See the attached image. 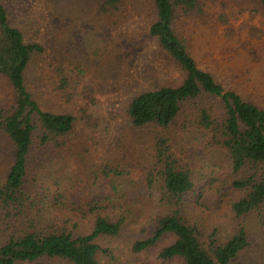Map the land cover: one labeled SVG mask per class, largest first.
<instances>
[{
    "label": "trees",
    "instance_id": "16d2710c",
    "mask_svg": "<svg viewBox=\"0 0 264 264\" xmlns=\"http://www.w3.org/2000/svg\"><path fill=\"white\" fill-rule=\"evenodd\" d=\"M116 1L102 2L101 8ZM259 1L264 7V0ZM15 3L0 0V82L11 89V96L0 103V134L11 145V165L0 178V227L9 233L0 244V264L136 263L166 235L173 241L158 253L163 262L231 264L248 245L244 228L239 227L227 239L218 238L215 231L204 238L202 227L186 215V204L192 195L200 204L210 191L209 184L220 179L223 189L230 186L236 194L229 205L234 217H244L264 205V108L226 88L213 73L201 68L185 39L177 34L178 16L202 14L203 1L153 0L157 19L149 34L169 57L173 70L164 85L133 97L127 115L133 126L156 133L154 155L141 187L156 190L167 212L156 218L147 238L126 248L129 259L125 260L104 246L102 239L121 235L128 219L139 216L142 209L135 197L123 198V186L115 182L128 172L120 166H104L100 180L107 179L100 191L103 198L69 206L67 178H50L45 174L50 170L46 157L41 166L35 159L36 151L48 155L50 146H65L77 117L45 108L28 86L29 66L45 53V47L33 39V27L23 30L13 23ZM54 73L55 90L67 102L74 81L63 65ZM177 118L181 131L197 132L208 147L221 152L224 177L205 183L206 175L199 174L186 158L178 157L167 135ZM120 197L121 202H115Z\"/></svg>",
    "mask_w": 264,
    "mask_h": 264
},
{
    "label": "rangeland",
    "instance_id": "374dc122",
    "mask_svg": "<svg viewBox=\"0 0 264 264\" xmlns=\"http://www.w3.org/2000/svg\"><path fill=\"white\" fill-rule=\"evenodd\" d=\"M14 1L13 23L23 30L33 27V39L45 47V53L29 66L28 86L45 108L77 117L65 146H50L48 155L36 151L35 159L41 166L46 157L50 170L45 174L50 178H67L69 206L103 198L100 191L107 179L100 180L104 166H120L128 172L115 182L123 186L122 197H135L142 209L139 216L128 219L121 235L102 239L104 246L125 260L126 248L137 239L147 238L156 218L167 212L156 190L141 187L154 155L156 133L133 126L127 115L133 97L164 85L173 70L171 60L149 34L157 19L153 0H117L107 9L101 8L107 0ZM202 1V14L178 16L177 34L185 39L201 68L213 73L226 88L264 108V7L259 0ZM62 65L74 81L67 102L53 82L55 68ZM9 96V85L0 82V103ZM167 135L178 157L186 158L199 174L206 175L205 183L225 176L221 152L208 147L197 132L181 131L178 118ZM9 165L11 145L0 134V178ZM209 186L200 204L195 195L188 199L186 215L202 227L204 238L215 231L218 238L227 239L243 227L248 245L231 264H264V205L236 218L229 212L236 196L233 189H223L220 179ZM122 197L115 202L120 203ZM1 228L0 244L9 235ZM172 241L166 235L136 263L130 260L129 264H179L158 258L160 250Z\"/></svg>",
    "mask_w": 264,
    "mask_h": 264
}]
</instances>
